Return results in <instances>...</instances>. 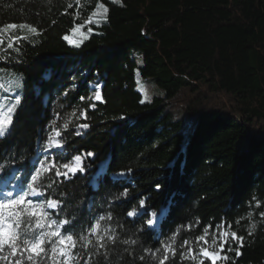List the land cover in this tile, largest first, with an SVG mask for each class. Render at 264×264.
Returning a JSON list of instances; mask_svg holds the SVG:
<instances>
[{
    "label": "trees",
    "instance_id": "16d2710c",
    "mask_svg": "<svg viewBox=\"0 0 264 264\" xmlns=\"http://www.w3.org/2000/svg\"><path fill=\"white\" fill-rule=\"evenodd\" d=\"M8 24L39 35L28 27L0 31V83L20 84L0 98L21 97L0 137V192L13 174L9 187L26 189L40 161L58 151L64 162L80 155L83 172L42 175L45 185L55 181L46 196L60 201L49 215L69 220L61 231L77 237L111 215L101 224L118 240L99 251L112 264H153L146 249L174 234L178 251L188 240L198 252L206 227L208 238L221 231L244 237L241 255L226 245L229 259L219 264H264V0H0V29ZM75 25H84L86 39L72 32ZM65 35L82 43L74 47ZM13 37L25 39L8 48ZM136 72L163 94L141 103ZM97 85L103 103L88 99ZM53 120L64 147L45 152ZM83 123L89 127L78 128ZM132 209L144 214L129 217ZM153 211L154 231L146 223ZM89 239L91 256L97 248ZM95 260L106 264L103 255Z\"/></svg>",
    "mask_w": 264,
    "mask_h": 264
},
{
    "label": "snow or ice",
    "instance_id": "6c2138e0",
    "mask_svg": "<svg viewBox=\"0 0 264 264\" xmlns=\"http://www.w3.org/2000/svg\"><path fill=\"white\" fill-rule=\"evenodd\" d=\"M115 3L120 4L121 0H114ZM72 5H69L71 7ZM98 8H103L104 15L101 19L107 21L108 8L100 3L97 5ZM96 13L93 12V15ZM86 23H93L92 16L89 17ZM96 25L99 26L100 21H95ZM17 27L23 29L28 27V30L36 35H39L38 30L35 27H31L25 24H8L6 29H16ZM84 25H75L72 28L73 33L79 32L85 39L87 35L81 31ZM91 28L88 29L90 33ZM25 39L24 37H13V43L7 45L8 48H13L14 43L18 40ZM64 40L68 41L72 46L79 47L80 42H73L67 35L63 37ZM0 44H3V40L0 39ZM16 88L20 87L19 83H16ZM12 89L6 88L3 83H0V92H10ZM84 100L85 97H80ZM88 99L104 102L100 85L96 86V90L92 97ZM147 99V97H145ZM89 105L94 108L95 103ZM144 103L145 100L140 101ZM21 103V97L16 95L10 100L0 101V137H4L9 133V130L13 123V117L15 116L16 110ZM75 115V113H73ZM81 119H87L86 111L80 113ZM123 119V117H121ZM68 123L63 125L66 130ZM89 125L83 123L78 125V128L87 129ZM51 131L44 143L43 150L45 152H51L53 149H63L64 141L60 139L61 131L56 127V121L53 120L50 125ZM77 135L80 133L77 132ZM87 155L91 156L92 153ZM64 153L58 151L52 156L47 163L43 160L40 161V167L35 169L31 174V178L26 182V189L21 185H12V181L16 180L17 177L13 174L10 178L4 180V188L6 191L0 192V264H90L92 256L103 255L106 264H112L110 255L108 253H101L100 249H105L109 244H115L118 237L113 231H110L107 227L102 226L101 221L111 220V215L105 217L101 216L97 219L96 223L90 225V229L87 235H80L77 237L71 230L62 233L61 229L65 224L71 223L69 220L53 219L49 215L48 210H55L59 208L60 201L52 198L51 195L46 196L45 187L51 189L55 181L48 182L46 185L41 183V177L44 173H51L54 171L57 178L63 177L65 179L70 178L69 174L74 176L78 171L83 172V157L80 155L74 156L70 161L64 162ZM0 172H3V168L0 167ZM124 175V173H120ZM160 185H157L159 189ZM18 188L19 190H15ZM124 195H127L125 190ZM34 197H45L43 202H38ZM140 207H145V201H140ZM144 213H137L135 209L129 210L127 215L129 217H135L137 215H143ZM156 212H151L152 218L146 221L149 229L154 231L155 218H157ZM264 216V213H261ZM229 227H231L229 225ZM252 235L251 232L248 233ZM95 238V245L97 251L89 256L90 245L93 241L89 237ZM229 233L227 231L220 232V240L217 246V238L213 236L212 243L209 245L208 241V228L204 229V234L196 238L197 241H203L204 245L201 246L199 251H195L190 246L188 240L183 241L181 250L178 251L176 244V235L174 234L169 238L168 242H162L161 246L155 251L146 249V253L151 251V261L153 264H177L176 258L179 256L180 264L184 261H192L193 264H218L220 260H227L229 257L225 253V245L227 244V251H235L237 256L241 255L239 249L244 246V237L237 235L236 232H231L232 240L238 241L235 249L228 241ZM78 243L83 249V252L77 250ZM125 245H134L137 243L136 240H123ZM216 247V250H211ZM85 257H88L85 259ZM142 260H147V254L141 257ZM94 264H100L99 260H95Z\"/></svg>",
    "mask_w": 264,
    "mask_h": 264
},
{
    "label": "rangeland",
    "instance_id": "374dc122",
    "mask_svg": "<svg viewBox=\"0 0 264 264\" xmlns=\"http://www.w3.org/2000/svg\"><path fill=\"white\" fill-rule=\"evenodd\" d=\"M112 1H114V0H112ZM75 34L79 35V33H75ZM70 40L75 41V39H73V36L70 37ZM137 63H138V65H141V61L140 60H138ZM15 85H16V83H12L11 84V88H12L11 92L12 93L17 91ZM136 90L141 94V97H142V99L145 100V102H149L153 97L161 96L163 94V90L160 87H158L152 81V79H150V78H141L139 76L138 72H136ZM145 97H147V99H145ZM7 100H10V99L7 98V97H1L0 98V101H5L6 102ZM175 116H176L177 119H182L183 118V115H182L181 111L175 112ZM34 198H36V197H34ZM215 237L217 238V246H218L219 240H220V233L217 236H215ZM212 239H213V236L208 238L209 245H211ZM228 241H229V243H231V241H232V237L230 235L228 236ZM201 246H208V245H204L203 241H202V245ZM225 249H226V247H225ZM211 250L215 251L216 247H213ZM220 261H218V264L220 263Z\"/></svg>",
    "mask_w": 264,
    "mask_h": 264
}]
</instances>
